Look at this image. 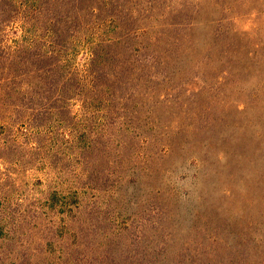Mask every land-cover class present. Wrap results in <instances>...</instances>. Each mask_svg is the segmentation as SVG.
I'll list each match as a JSON object with an SVG mask.
<instances>
[{
	"label": "rangeland",
	"instance_id": "obj_1",
	"mask_svg": "<svg viewBox=\"0 0 264 264\" xmlns=\"http://www.w3.org/2000/svg\"><path fill=\"white\" fill-rule=\"evenodd\" d=\"M181 1L6 24L38 49H0V264H264V82L183 32Z\"/></svg>",
	"mask_w": 264,
	"mask_h": 264
},
{
	"label": "trees",
	"instance_id": "obj_2",
	"mask_svg": "<svg viewBox=\"0 0 264 264\" xmlns=\"http://www.w3.org/2000/svg\"><path fill=\"white\" fill-rule=\"evenodd\" d=\"M37 1L33 4L18 5L14 0H0V49H38L36 40L30 41L27 36H18L14 47L7 46L3 39L6 24L16 15L18 18L22 17V23L30 24L21 27L17 32L27 33L32 31L31 27L35 21L54 13L52 4L38 5ZM204 1L208 2L207 7ZM180 4L181 29L189 35L201 31L202 34L198 33L193 39L198 46L208 42V49H222L232 53L246 49L247 52L242 58H232L229 64L238 66L244 77L260 78L264 82V35L258 43L248 46L245 37L250 35L251 30H240L235 24V19L247 15L253 22H260L259 29L264 32V0H182ZM83 10L84 7L73 3L61 13L72 17ZM225 21L229 26L224 27Z\"/></svg>",
	"mask_w": 264,
	"mask_h": 264
}]
</instances>
